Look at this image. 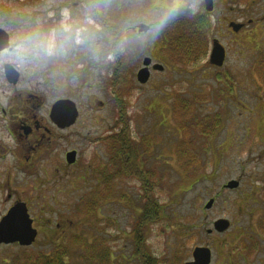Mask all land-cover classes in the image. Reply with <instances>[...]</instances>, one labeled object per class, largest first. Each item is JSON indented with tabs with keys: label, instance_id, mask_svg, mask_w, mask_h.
Wrapping results in <instances>:
<instances>
[{
	"label": "rangeland",
	"instance_id": "1",
	"mask_svg": "<svg viewBox=\"0 0 264 264\" xmlns=\"http://www.w3.org/2000/svg\"><path fill=\"white\" fill-rule=\"evenodd\" d=\"M70 2L79 3V0H0V15L5 10L44 15L47 11L59 9ZM165 2L170 3L168 0ZM217 2L219 5L213 17L215 29L212 36H217L218 20L222 15L231 14L230 8L237 9L241 14L247 6L241 3H238V7L233 4L226 6L220 0ZM148 3L149 0H111L107 5L109 22L115 26L120 36L127 38L124 50L118 53V60H121L123 69H127L123 71L122 79L126 75L131 79L128 84H124L122 96V107L125 106L129 125L128 132L135 142L150 137L157 142L151 156L143 153L139 159L144 167L153 169L156 175L152 197L158 204V219L153 224L142 226L147 227L143 233L147 253L153 260H157L156 264H183L191 260L195 247L207 245L212 252L211 264H264V241H260L262 237L259 236V225H264V141L260 135H256V139L254 137L255 133L263 132V124L262 118L257 117L258 104L253 102L251 96L252 92L259 98L260 93L255 89L250 92L249 86L243 85L238 94L233 92V104L220 99V95H230L233 88L221 87L216 81L219 74L210 69L204 59L200 62L192 61L191 63H196L194 65L176 61L174 70L170 67L155 73L150 83L139 86L135 74L144 54L139 50H146V41L152 38L136 37L129 30L132 26L126 22L132 21L134 26L141 22L145 14L139 12V5L142 4L145 8ZM155 6L163 9L161 3ZM159 12L160 10L153 16ZM0 27L13 36L11 31ZM223 42L233 49L225 71L228 74H237L238 80L247 78L250 63L247 44L238 46L229 42L228 38L223 39ZM162 55L169 61L167 53ZM78 57L79 61H76L75 58ZM71 58L75 60L70 64L64 62L58 71H42L44 79L47 76L49 83H41L38 91L45 96L47 108L60 96L71 94L78 103L80 117L76 126L69 132L59 133L54 145L57 150L73 148L79 151L78 165L75 167L77 173L66 179L72 182V186L63 179L56 191H47L46 199L33 203V208L46 204L54 210L47 209L45 217H53L55 220L66 215L70 220L76 219L80 239L96 234V238L104 240L105 247L112 256L110 264H144L136 258L132 241V234L138 226L140 206L143 207L145 197L142 195L139 180L130 176L122 178L117 184L118 189H114V194L105 200L97 198L96 209L89 213L88 205L92 204L88 194L93 182L80 179L83 168L91 165L96 157H99L100 162L106 160L104 145L102 142L97 143L96 139L105 138L110 129L124 127L118 123L122 113L117 106V94L112 86V59L97 62L88 53H79ZM56 76L60 77L57 81ZM261 98L264 102L263 94ZM182 100H190L188 102L192 109L188 104L189 111L198 117L221 114L222 127L213 140H207L205 135L200 137L193 131H190L188 140L186 136L178 133V129L173 131L174 134L169 133L173 129H170V124L176 127L172 106L179 107L187 103ZM153 113L159 117L154 118ZM190 140L191 145L187 143ZM190 146H193L191 152L199 164L192 168L194 171L191 173L196 174L195 177L186 179L183 169L177 163L176 149H191ZM40 179L44 180L42 175ZM34 180L35 178H28V181ZM230 180L240 182L239 188L225 189L223 186ZM120 193L125 196H117ZM35 196L36 192L32 191L30 198ZM215 197L212 207L206 209V204ZM76 206L77 213L71 214L70 210ZM2 209L0 206L1 211ZM33 214L38 219L42 217L38 210L32 212V216ZM218 219H225L230 223L228 230L222 234H207V230L213 229V222ZM253 226L255 234L250 229ZM249 240L256 242L254 256L250 252L252 243ZM68 249L74 254V263L79 264L76 248ZM28 250L33 253H44L47 250L45 254H48L50 248L40 241ZM8 252L16 255L20 251L13 248ZM2 254L0 252V256Z\"/></svg>",
	"mask_w": 264,
	"mask_h": 264
},
{
	"label": "flooded vegetation",
	"instance_id": "2",
	"mask_svg": "<svg viewBox=\"0 0 264 264\" xmlns=\"http://www.w3.org/2000/svg\"><path fill=\"white\" fill-rule=\"evenodd\" d=\"M168 1L172 2V0ZM220 1L223 2L224 5L226 4V6L233 4V6L238 7V3L246 4V10L245 12L239 14L237 9L234 10L235 8H230L231 14L222 15L217 24V36L211 35L213 29H215L213 27V17L219 5L217 0H210V10L206 9V2L205 0H202L201 7L195 14H192L189 10L176 15L167 23L156 39L146 41L144 46L146 50H139L142 52V54H144L139 60L141 65L135 74V79L139 86H146L152 81L155 73L163 72L170 67L172 70H174L175 67L173 66L174 64H177L175 50H180L175 46L176 40L180 37V21H193L197 19L199 22L198 19L203 18L205 21L204 25L208 30V32L206 31L207 48L203 49L205 50L204 55L197 60L200 62L204 59L206 65L219 74V77L216 79V81L221 87L229 86L233 88L230 95H220V99H224L227 102H230V104H233V92L238 94V91L240 90L239 88H241L243 85H248L249 91L251 89H255L260 93V97L257 98L250 91L251 96L253 97V102L258 104L259 107L257 112L258 116H256L262 118L263 124V132L261 134L255 133L254 137L256 139V135H260L263 137L262 139L264 141V102L260 100L262 99V94L264 98V0H229V2L228 0ZM176 2L182 4L184 3V0H176ZM110 3L111 0H106V5H109ZM160 3L163 5V8H165L168 2L166 3L165 0H149L147 7L144 8L142 4L139 5V12L145 15L141 18V22L137 23L134 27H129V30L134 32L136 37H138L136 33H139L143 30L141 26L146 27L143 22L144 19L152 17L155 12L162 10V8H157L155 6ZM76 4L77 2L72 3L74 7ZM108 10L109 9L106 6L104 9V19L108 24H110V15L107 16ZM0 30L8 35V40L10 41L12 35L1 27ZM225 38H228L229 42L237 44L238 46L241 44H247V50H249L248 53L250 56H248L250 63L248 66L247 78L238 80L237 74H228V72L225 71V66L231 55V51H233L232 48L223 42V39ZM215 42L221 46V49L223 50L224 61L221 66H215L211 64V55ZM192 50L198 49L193 48ZM164 53L168 54L169 61L167 57L162 55ZM119 58L120 56L116 55L115 58L111 60L113 62V67L110 69L112 78H114L113 76L115 73L114 65ZM75 59L76 61H79V57ZM75 59L70 58L65 63L68 62L67 64H70V62L74 61ZM186 64L194 65L196 63L193 64L191 62H186ZM142 69H146L148 71L149 78L145 84H140L137 79V74ZM84 75H86V73H84ZM44 77L42 71H28L26 73L24 70L15 67L11 63H0V206L3 208L2 211L0 210V223L16 205L23 204L26 207L29 218L32 220V230H34L36 233L34 241L29 246L21 245L19 241L5 242L3 238L0 239V252L3 253L0 256V264H23L28 255H33L34 257L47 256V258H50L62 247H66L69 252V255L63 258V262L65 264H75L73 261L74 254L69 251L68 247L76 248L75 254L77 255L76 259L78 261L79 235L77 230L78 225L77 222H75L76 219L70 220L66 215L57 217L55 220L53 217L47 218L44 216L47 215L45 211L49 208L53 211L54 208H51L52 206H49L48 208L46 204H43L42 207L33 208V203H38L46 199L45 193L47 191H56L58 184L60 183L61 185L63 179L66 180L71 174L77 173L75 171V167L78 165V158L80 156V153L77 149L61 148V150H57L54 148L59 133L61 134L69 132L76 126L80 117V112L78 110V103L72 94L65 97L60 96L54 100L49 108H47L45 96L41 95L38 91V87L41 83L44 85L49 83L47 76L45 79ZM58 77L59 76L55 77L56 81ZM129 81H131L130 78ZM243 92L246 91L243 90ZM63 100H68L74 103L78 114L74 120V123L65 127L58 126L50 118L53 105L56 102ZM151 107L152 106H150V108ZM153 112H155L154 109ZM180 112H182L181 116H187L186 114H183V111H181L179 107H176L175 105L172 106V117L175 121L174 123L176 127L169 123L170 129L173 128L169 133L174 134L173 131L178 129L180 131L178 133H180L182 136H185L186 134L184 129L188 130L187 124H189V121L186 122L183 120V118L181 121L176 120V113L179 114ZM156 116L158 115L155 114L154 118ZM123 128L110 129L105 138L99 137L96 139L97 143L102 142L104 145V156L106 160L105 162H100L99 157H96L91 165L83 168V173L80 175L81 180L93 182L92 186L89 187L90 192L88 194V197L90 200H92L91 204L93 209H96L95 201L97 198H103L105 200L111 197L114 189H118V182L127 176L139 180L141 186L140 189L143 196H153V190L156 182L154 180L156 176L155 172L153 169L150 170L144 167L143 162H141L139 159L143 156V153H145V155H148L149 153L151 156L154 148L157 145V142L153 137L143 140L140 139L139 141L135 142L130 134L129 138L132 141V144L128 146V150L130 151V147H132V145L135 147V159H132L131 155H127L128 151L125 150V147L119 148L118 150L116 149L115 140L119 139L124 141L126 138L124 137ZM153 129L154 131L156 130L155 127H153ZM215 135L216 134H211L209 139L213 140ZM188 137H190L189 133L186 135L187 140ZM71 153H74V157L73 162L69 163L68 156ZM150 166L153 167L152 164ZM40 175L43 176L44 180L40 179ZM28 178H35V180L33 182L28 181ZM66 181L70 182L69 180ZM69 185L72 186V182H70ZM32 191L36 192V196L34 198H30ZM117 196L123 197L125 195L120 193L117 194ZM52 197L55 196L53 195ZM210 200H213L214 204L216 197ZM100 208L98 207V209ZM142 208L143 207L141 205L140 212L138 213L139 215L142 213ZM37 210L38 214L42 215V217L39 219L37 215L35 216L33 214L32 216V212H36ZM77 210L78 208L76 206L74 209L70 210V213L76 214ZM216 221L213 222V226ZM154 222L155 220L153 223ZM90 227H92L93 230V225ZM259 227L261 232L259 236L262 237L260 241H264V225H259ZM254 228V226L250 227V229L255 234L256 232ZM89 229L91 230V228ZM227 230L223 232H217L214 229H208L207 234H212V232L222 234ZM4 235H6V233ZM7 235L9 234L7 233ZM132 238L133 241L134 233L132 234ZM40 241H43L45 247L50 248L48 254H45L47 250L44 253H33L28 250L30 248H34ZM103 241L96 238V234L91 236L88 235L87 239L84 238L80 241L92 247L93 251L101 252V249L103 248V253L106 252L103 257L104 262L101 263L94 260L92 264H110L112 262L110 250L106 249ZM251 243L252 247L250 252L253 253L252 256H254L256 242L252 240ZM199 247H206L210 250L209 246L207 245ZM13 248H18L20 252L16 255L10 254L8 251L12 250ZM192 253L191 260L186 261L183 264L193 261ZM105 258H107V260H105ZM136 258L138 257L136 256ZM53 259L54 258H50L49 261H55Z\"/></svg>",
	"mask_w": 264,
	"mask_h": 264
},
{
	"label": "clouds",
	"instance_id": "3",
	"mask_svg": "<svg viewBox=\"0 0 264 264\" xmlns=\"http://www.w3.org/2000/svg\"><path fill=\"white\" fill-rule=\"evenodd\" d=\"M202 0H176L152 17L144 19L146 27L138 37L159 36L167 23L181 12L195 14ZM106 0H79L44 15L21 14L5 10L0 26L13 33L0 45V63L8 62L21 70L41 72L60 70L61 65L79 53H88L94 61L114 59L127 44V38L104 19ZM134 27V22L127 21Z\"/></svg>",
	"mask_w": 264,
	"mask_h": 264
},
{
	"label": "trees",
	"instance_id": "4",
	"mask_svg": "<svg viewBox=\"0 0 264 264\" xmlns=\"http://www.w3.org/2000/svg\"><path fill=\"white\" fill-rule=\"evenodd\" d=\"M198 20L199 22L197 21V19L193 21H189V20L180 21V24H181L180 25V37L176 40V44H175V46L180 49V50H175V53L177 56V62L179 63L186 64V62H192L194 60L199 59L201 56L204 55L205 50L203 49L207 48L206 31L208 32V30H207V27L204 25L205 21L203 20V18H199ZM109 25H111L115 29L114 25H112L111 23ZM193 48H197L198 50H192ZM120 61L121 60H117L116 64L114 65L115 73L113 76L114 78H112V86L115 88V91L117 94V97H116L117 106L122 113L120 117L118 118V123L124 125V128H123L124 137L126 138L124 139V141L117 139L115 140V143H116L117 150L119 148L125 147V150L128 151L127 155H131V158H135L134 145L130 147V151L128 150V146L132 144V141L129 138L130 132H128L129 125L127 123L128 120H127L126 113H125V106L122 107V103H124L122 99L123 91H124L123 86L124 84H128L130 81L127 75H126V78L122 79V73L124 70L127 71V69L126 68L123 69L122 63ZM182 101L183 102L187 101V103L186 104L183 103L182 105H179V109H181V111H183V114H186L187 116L182 115L183 116L182 117L181 116L182 112H180L179 114L176 113V116L177 118L179 117L178 120L180 121L182 118L186 122L189 121V124L187 127L189 132L188 130L184 129L186 135L187 133H189V136H190V131L191 132L193 131L195 134H197L200 137L205 135V138L207 139L209 138L211 134H216L217 131L222 127L221 114L220 115L215 114L213 115V117L212 116L198 117L197 115H194L193 112H190L191 110L189 111L188 104L191 107V103H189L188 101L190 100H185V101L182 100ZM187 108H188V111H187ZM190 143L192 144V140L189 141V144ZM192 147L191 149H184V148H182L181 150L176 149L177 150V153H176L177 163L180 164L181 169H183L182 170L184 173L183 176L186 179H192L193 176L195 177L196 174L191 173L192 171H194L192 170V168L195 167V165L199 164L198 159L194 157V155L191 152L193 150ZM90 203H92L91 200H90ZM143 204L144 205L142 208V213L138 216L137 230L134 233V240H133L134 254L144 264H156L157 260H153L150 257V255H148L147 253V248L144 243V237H143V233L147 227L143 228L142 226H147L153 223L154 220L156 221V219H158V214H159L158 204L153 197H149V196L143 198ZM91 211L93 212V206L88 205L87 212L90 213ZM81 240L82 239H80L79 237V244H78L79 264H92L94 260L101 262V263L104 262L103 257L106 252L103 253V248L101 249V252L93 251L92 247L88 246L85 243L80 242ZM67 255H69L67 248L62 247L59 249V251H57L50 257V258H54L53 260L55 261L53 262L49 261L50 258H47V256L46 257H42V256L34 257L33 255L32 256L28 255L27 258L24 260L23 264H29V263L31 264H65L63 262V258H65ZM105 260H107V258H105Z\"/></svg>",
	"mask_w": 264,
	"mask_h": 264
},
{
	"label": "water",
	"instance_id": "5",
	"mask_svg": "<svg viewBox=\"0 0 264 264\" xmlns=\"http://www.w3.org/2000/svg\"><path fill=\"white\" fill-rule=\"evenodd\" d=\"M207 10H210V0H205ZM141 28H145L141 26ZM140 28V29H141ZM5 40H8V35L0 30V45H3ZM222 47L216 42L213 46V52L211 55V64L215 66H221L224 59ZM148 71L142 69L137 74V79L140 84H145L148 80ZM77 111L74 103L63 100L56 102L51 110L50 118L58 126L65 127L74 123L77 117ZM74 153L69 154L68 162H73ZM239 186V182L235 180L229 181L224 188L229 190H235ZM213 205V200H209L205 208L210 209ZM32 220L29 218L26 207L23 204L16 205L8 215L0 223V239H4L5 242L19 241L21 245L29 246L35 239L36 233L31 227ZM230 223L225 219H219L214 223L213 229L217 232H223L227 230ZM6 233V235H4ZM7 233L9 235H7ZM4 235V237H3ZM193 261L185 264H210L211 252L206 247H197L192 253Z\"/></svg>",
	"mask_w": 264,
	"mask_h": 264
}]
</instances>
